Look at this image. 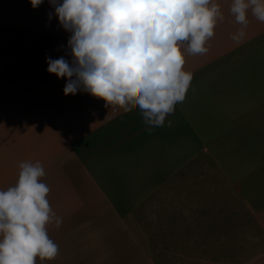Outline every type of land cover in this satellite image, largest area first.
<instances>
[{
    "label": "crops",
    "instance_id": "1",
    "mask_svg": "<svg viewBox=\"0 0 264 264\" xmlns=\"http://www.w3.org/2000/svg\"><path fill=\"white\" fill-rule=\"evenodd\" d=\"M220 3L185 98L148 131L134 103L63 92L46 56L70 59L71 33L49 0H0V188L39 160L62 218L36 264H264V21L234 42Z\"/></svg>",
    "mask_w": 264,
    "mask_h": 264
},
{
    "label": "clouds",
    "instance_id": "2",
    "mask_svg": "<svg viewBox=\"0 0 264 264\" xmlns=\"http://www.w3.org/2000/svg\"><path fill=\"white\" fill-rule=\"evenodd\" d=\"M42 0H31L36 7ZM71 34L70 59L46 56L47 70L66 77L65 94L78 90L129 107L134 103L146 130L185 98L193 72L186 54H203L224 19L220 0H49ZM228 13L239 25L230 34L246 37L249 16L264 21V0H229ZM53 13H48L51 19ZM171 123V121H168ZM39 160L21 161L14 184L0 188V264H36L52 259L58 245L47 225L62 218L52 209Z\"/></svg>",
    "mask_w": 264,
    "mask_h": 264
}]
</instances>
